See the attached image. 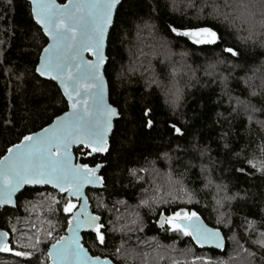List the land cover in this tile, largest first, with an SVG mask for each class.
<instances>
[{"label":"trees","instance_id":"trees-1","mask_svg":"<svg viewBox=\"0 0 264 264\" xmlns=\"http://www.w3.org/2000/svg\"><path fill=\"white\" fill-rule=\"evenodd\" d=\"M57 1L62 4L66 0ZM205 3L222 4L223 0H122L116 11L107 41L105 78L109 102L121 115L115 121L109 151L95 157L104 165L100 176L105 187L87 191L91 211L102 217L105 227L112 221L118 229L110 233L105 250L112 259V250L122 240L126 241L124 251L137 245L138 238L152 246H139L142 254L147 253V264H171L173 260L192 264L194 255L223 264H247L251 258L241 246L256 252L257 258L264 251L253 243L264 231V170L256 171L247 163L252 160L256 168L264 164V29L257 28L245 41L241 37L247 33H236L222 18L210 14L211 8L200 13ZM182 23L215 26L225 34L227 44L238 50L239 57L222 54L224 45L197 46L186 38L177 42L166 26ZM43 44L46 39L32 19L29 4L25 0H0V155L10 142H17L20 133L38 131L67 110L57 86L35 73ZM180 53L186 55L181 57ZM219 59H231L236 67L218 65L217 76L205 75L208 65ZM219 74L228 77L226 83ZM253 91L259 95L251 96ZM173 93L180 95L175 106ZM238 101H250L262 110L245 111ZM146 108L151 110L148 118L154 121L150 128L145 126ZM6 119L13 125L5 127ZM172 123L182 128V137L170 130ZM225 132L228 136L222 140ZM225 142L231 151L223 148ZM241 167L243 174L236 171ZM169 179L174 194L183 186L191 195V202L184 194L171 208L196 211L208 225L220 229L226 241L223 252L199 248L188 237L159 230L155 225L158 217L146 205H139L141 198L152 195L154 185ZM36 192L61 197L49 188H25L17 196L14 209L0 210V231L9 233L14 241L10 246L17 250L31 251L20 246L28 242V236L33 242L39 236V247L46 253L47 246L64 234L67 220L62 206L53 215L55 205ZM120 200L125 203H117ZM218 217L222 222L218 223ZM245 218L255 222V231L249 230L251 235L245 232ZM49 219L56 229L51 238L45 235L52 228ZM133 219L138 225L143 221L141 231H127L133 227L129 223ZM93 240L94 233L83 234L90 254L101 255L92 247ZM35 255L42 259L39 253ZM22 260L0 253V264H21ZM127 264L142 261L137 258Z\"/></svg>","mask_w":264,"mask_h":264},{"label":"snow or ice","instance_id":"snow-or-ice-1","mask_svg":"<svg viewBox=\"0 0 264 264\" xmlns=\"http://www.w3.org/2000/svg\"><path fill=\"white\" fill-rule=\"evenodd\" d=\"M122 0H67V3H57V0H31V14L36 25H39L43 36L47 37V43L40 46L38 62L35 73L39 77L50 79L59 85L63 98L67 100V111L55 115L51 123L40 128L39 131L20 133L17 142L9 143L3 155H0V207L6 205L16 206L13 197L22 192L26 186H48L62 194L60 199L51 193L36 192V196L47 197L50 204L55 205L51 209L54 215L61 209L66 214L67 235L59 236L54 243L47 246L45 253L39 245L42 243L39 236H28V242L21 248L31 249L17 250L11 247L14 243L9 239V233L0 231V253H11L15 257L23 258L21 264H117L118 261L136 260L139 258L142 264H147V253H141L139 246L148 244L147 240H139L135 246H129L122 251L126 241L115 246L111 256L105 250L108 247L111 232L118 230L109 221L105 227L102 217L88 211V197L85 194V185H100L105 187L104 177L98 175L104 166L96 162L95 157L109 151L108 134L113 128L114 118L120 117L117 107L105 100V75L108 71V60L105 49V35L109 26H114L113 11L118 9ZM194 7L195 5H190ZM206 8H211L215 16L226 22L236 33H247L241 37L247 41L255 35L257 28L264 29V0H223L222 4L205 3L200 8V13ZM170 35L177 38H186L192 45L197 46H221L222 54L232 58H238L239 52L233 46L227 44L225 34L215 26L168 24ZM231 34V33H229ZM264 35V32L261 33ZM264 47V41H261ZM91 58H86L85 54ZM181 57L186 53H180ZM171 60V56L168 57ZM218 65H229L231 69L236 67L232 60L219 59L209 64L205 69V75L217 76ZM222 83H226L228 77L219 74ZM251 96L259 93L253 91ZM172 104L176 105L180 99L178 93L172 94ZM243 104L245 111H261L251 102L238 101ZM233 111H236L234 108ZM150 109H145L143 115L146 118L145 126L152 127L154 121L150 116ZM252 116L249 115V120ZM4 126L13 125V121L6 119ZM170 130L182 137L184 132L177 124L172 123ZM228 133L222 134L221 139L226 140ZM223 148L231 151L229 144L225 142ZM78 153V156L74 155ZM264 152V149L261 150ZM204 152H201L203 155ZM247 163L256 169L264 170V164L259 168L252 160ZM203 170V169H202ZM144 171V169H141ZM243 174V167L236 169ZM171 176V173L168 174ZM140 179H143L140 177ZM210 183V181H209ZM148 189H144L147 193ZM163 191V194L161 192ZM185 189L181 186L174 194L173 185L165 181L160 185H154L150 197L141 198L139 205H146L154 216L155 225L159 230L174 233L190 238L195 245L203 248L211 246L216 249L224 248V237L220 229L210 228L200 219L196 211H189L185 207L171 208V204L182 199ZM75 201H78L77 205ZM238 197H232L236 199ZM246 198V197H245ZM30 203V202H29ZM117 203L124 204L120 200ZM219 203V201H218ZM167 205L168 207H159ZM100 207L103 204L100 203ZM114 209H109L113 211ZM264 211V210H262ZM135 215L139 217V213ZM223 216V213L221 214ZM52 228L45 232L47 237H53L56 230L51 219L47 221ZM222 222L218 217V223ZM224 226L228 227V223ZM133 227H127V231H141L143 221L139 225L137 220L129 222ZM254 221L245 218V232L251 235L255 231ZM35 227V225H32ZM81 230L94 233L92 247L101 255L90 254L81 243ZM16 229L13 228V232ZM39 231V229H37ZM259 238L253 243L264 250V231L258 233ZM150 239H155L152 237ZM151 248V244H148ZM159 247V245H157ZM251 259L247 264H264V251L257 258V253L243 249ZM191 253V249L187 250ZM39 253V257H36ZM223 264L222 261L213 262L204 256H193L192 264ZM171 264H179L173 260Z\"/></svg>","mask_w":264,"mask_h":264},{"label":"water","instance_id":"water-1","mask_svg":"<svg viewBox=\"0 0 264 264\" xmlns=\"http://www.w3.org/2000/svg\"><path fill=\"white\" fill-rule=\"evenodd\" d=\"M28 4H29V6H30V12H31V7H32V5H31V0H25ZM57 3H59L58 1H57ZM64 3H67V0L64 2ZM63 4V3H62ZM119 7V6H118ZM116 11H117V9H114V11H113V18L115 19V14H116ZM31 16H32V14H31ZM33 19V18H32ZM33 21H34V19H33ZM35 22V21H34ZM36 24V23H35ZM38 27H39V25H37ZM111 28H112V25H110L109 26V31L106 33V35H105V49L107 50V41H108V37H109V34H110V30H111ZM39 29H40V27H39ZM42 32V31H41ZM43 34V33H42ZM45 37V36H44ZM45 39H46V43H47V37H45ZM85 56H86V58H91L87 53L85 54ZM38 75V74H37ZM41 79H43V80H45V81H49V82H52V83H54L56 86H57V88L59 89V85L56 83V82H54V81H51L50 79H46V78H43V77H40ZM60 92H61V94H62V90H60ZM63 96V95H62ZM64 100H65V102H66V104H67V100H66V98H64ZM105 100H106V102L107 103H110L109 102V91H108V84H107V80H106V78H105ZM111 104V103H110ZM67 110H68V108H67ZM66 110V111H67ZM62 114V113H61ZM119 118H114V120H113V128H112V130L109 132V134H108V145H109V140H110V137H111V135H112V132H113V129H114V124H115V121L116 120H118ZM51 123V122H50ZM39 131V130H38ZM75 152V151H74ZM104 154H106V153H104ZM104 154H100V155H104ZM74 155H75V153H74ZM102 169V168H101ZM101 169L99 170V172L97 173L98 175H100V171H101ZM25 188H49V189H51V190H53L54 192H56L52 187H51V185H48V186H39V185H37V186H34V187H32V186H26ZM102 187L100 186V185H85V194H86V196H87V191L88 190H99V189H101ZM23 191V190H22ZM21 192H19V193H17L14 197H13V199L16 201V198H17V196L20 194ZM57 193V192H56ZM58 194V193H57ZM60 196L62 195V194H59ZM74 199V202H76L77 203V205L79 204V202L78 201H75V198H73ZM16 207V206H15ZM15 207H13L12 205H6V206H4V207H0V210L1 209H4V208H11V209H14ZM88 211H90V212H92L91 211V208H90V204H89V200H88ZM200 217V216H199ZM200 219L203 221V223L204 224H206L208 227H210V228H215V227H212V226H210V225H208L201 217H200ZM66 229H67V227H66ZM221 231V230H220ZM85 233H90V232H86L85 230H81V232H80V236H81V243H83V234H85ZM221 234H222V236L224 237V235H223V233H222V231H221ZM63 235H67V231L65 230V232H64V234ZM193 242V241H192ZM54 243V242H53ZM194 243V242H193ZM195 244V243H194ZM224 245H226V241H225V237H224ZM197 247H199L198 245H196ZM199 248H201V247H199ZM202 249H210V250H215V251H217V252H223L224 250H225V246H224V248L223 249H216V248H214V247H211V246H205V247H203Z\"/></svg>","mask_w":264,"mask_h":264},{"label":"rangeland","instance_id":"rangeland-1","mask_svg":"<svg viewBox=\"0 0 264 264\" xmlns=\"http://www.w3.org/2000/svg\"><path fill=\"white\" fill-rule=\"evenodd\" d=\"M138 54H140V53H138ZM230 258H236L235 256H232V257H230ZM235 260H237V259H235ZM237 262H239V261H236V263ZM240 264H241V262H240ZM243 264V263H242Z\"/></svg>","mask_w":264,"mask_h":264}]
</instances>
